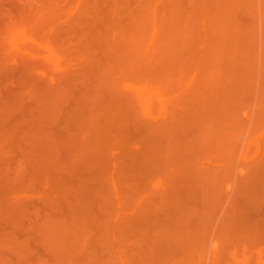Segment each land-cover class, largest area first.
Wrapping results in <instances>:
<instances>
[{"label": "rangeland", "instance_id": "rangeland-1", "mask_svg": "<svg viewBox=\"0 0 264 264\" xmlns=\"http://www.w3.org/2000/svg\"><path fill=\"white\" fill-rule=\"evenodd\" d=\"M150 1L155 2L148 3L145 0H0V264H113L112 261L114 264L117 261L116 264H127L128 262L141 264L138 259H135L137 258L135 256L142 245L139 240L142 233L137 234L138 230H131L137 223L134 224L131 221L132 226L126 223L121 225L119 233L110 229L112 225L110 224V215H113V210L117 211L114 208H117L118 204V200L114 196L119 194L120 198H123V200L121 199V209L126 212L125 214L130 215L135 213L137 209L135 202L138 201L140 195L145 194L144 198H158L159 195L156 194L158 189L147 187L150 184L148 183L150 175L158 174L157 176H159L160 174L165 177L164 172L170 173L167 177L169 181L164 178L163 185L159 184V189L169 188L172 191V189L178 188L174 187L176 179H174L171 170L175 169V166L177 168L176 164L181 158L176 159L177 156L175 158L174 154L171 157H174L173 161L169 159L171 162L168 161L167 165L165 164L162 168L160 159L156 158L158 161L155 157H158L157 154L164 150L163 145L167 139L163 141L164 135L162 137L151 136L148 127L151 123L162 126L164 123H168L170 116L171 120L175 116L177 118V114L181 115L185 109H190L195 113L198 108L197 104L188 105L187 102H190L192 95L198 93L197 90L200 88L202 90L207 86V78L211 77L209 73L214 71V64L211 62L210 65L206 60L212 49L213 51H224L226 66L223 68L226 71L223 69L224 76L222 77L226 82L221 81L224 88L230 86L225 94L228 96L221 94L219 102L226 105L219 104L220 108L217 105L218 108H215L229 112L223 118L228 117L230 113L233 114V118L231 115L229 117L234 119L236 126L233 124L232 129L230 128L234 142H230L231 147L229 146L232 149V152L229 151L230 159L226 157L225 153V156L222 155L223 153L221 156L228 160L225 158L222 160L220 153H217L219 156H214L215 152H212L214 155L211 157L210 152L211 160L208 159L209 157L203 156L199 165L201 173L208 171L216 174L218 172L221 176L220 180L223 179V181H219L220 176L217 177L215 174L213 176L217 178L212 176L215 191H219V189L223 191L222 193L220 190L221 195L218 191L216 192L218 193V198H216L218 207L220 208V204L222 206L224 203L223 209L221 207L214 214L213 220H220L221 216L226 213V208L232 205L233 200H236L235 204L239 206L237 209H240L238 212H241L245 218L244 221L243 218H240L237 227L235 225L234 229L230 228L228 230L230 233L227 232L226 235L220 233L218 225L214 226L215 228L206 229L208 235L205 233L206 230L201 231L200 226H198L200 229L198 227L194 229V226L189 225L188 227L191 226L194 230L184 232V229L188 230L189 228L182 225L179 234H182L183 236L180 235L182 237L186 236L189 241L187 243L189 251L191 253L194 250L198 252L202 248L203 253L205 252V256L197 255L193 258L195 260L198 258V261H194L195 263H192L193 259H190L191 261L184 259L182 264L185 262L187 264H264V113H257L260 110L259 105H261L260 94L264 90V47L262 46V44L264 45L262 41L264 17L261 16L264 14V0H239L240 3L238 0H221L228 11L230 7L232 8L230 11L232 13H229L235 16L232 18L233 21L231 20L232 24L235 23V26L239 27L238 31L237 27L235 28L233 25V27L227 28L226 36H221L217 27H213V25L219 26L218 23L216 25L211 23L217 19L214 16L219 10L217 8L220 0L218 2L217 0H205V2L204 0H199V2L198 0ZM234 3L237 7L232 5ZM112 8L116 10H112ZM202 8L204 9L201 11ZM119 10L120 14H117ZM150 11L153 14L151 16ZM112 13L117 14L116 17ZM256 17L257 19H255ZM201 19H203L202 22ZM137 21L144 25L142 26L144 30L146 27L145 34L142 33L146 37L141 47L138 44L140 47L138 50H141L138 51V55H142L136 56V58L133 57L131 48L126 46L127 43L118 42L117 45L114 40L115 32L121 30V27L124 28L121 33L129 34L135 25L139 26ZM132 22L134 23L132 24ZM145 22L147 23L145 24ZM215 29L218 34L215 33ZM185 32L188 36L185 35ZM235 33L238 35L236 38L234 37ZM246 33L247 35H245ZM215 34L222 37L219 41L220 45L217 41L220 37L217 39ZM142 35L140 36L142 37ZM223 37L227 38L226 42L223 41L224 43L222 42ZM146 38L150 41H145ZM111 43L114 45L111 46ZM233 43L235 45L239 43L240 46L236 47L238 45L235 46ZM206 44L207 46L210 44V47H213V44L217 46L212 49H204L203 47L207 48L204 46ZM227 47L229 50L226 49ZM230 47H233V50ZM197 51H200V54ZM123 52H126V57ZM230 52L232 56H229ZM205 53L208 54L205 55ZM255 55L256 57H254ZM209 65L213 67H208ZM232 67L233 70H231ZM227 74L228 78L225 77ZM232 77L234 80L236 79L235 82ZM234 84L237 86L234 87ZM194 88H197L196 91ZM134 94L139 97L137 96V98ZM230 94H232L231 97ZM144 98L146 100L142 101ZM137 100L142 104L147 100L148 102L144 104L143 108ZM85 104L88 106L87 108ZM113 112L116 115L120 113L118 115L120 119ZM234 116L236 117L234 118ZM195 117L200 118H198L199 120L195 119L198 121V126H203V116L200 117V114H196ZM90 120H92V124L96 122L93 127L98 125L95 126L96 130H100L97 135L96 132L94 133L96 130L92 129L91 132L89 129ZM113 121L117 122V124L115 122L117 128L115 134L110 133L114 129L111 127L114 125V123L111 124ZM137 121H140L141 124L139 125ZM87 122H90L88 126L85 125ZM143 122L149 124L148 130L142 124ZM79 127H81V131ZM109 127H111L110 131ZM183 132L178 136L176 134V138L172 139L177 145L175 146L172 141L171 146L172 148L174 146V153L178 150V146L187 144V141L193 139H190L194 133L193 129V133L189 130L190 134L188 131ZM113 135H116L117 143L114 142L115 140L112 141ZM77 141L78 145L84 146L79 148L80 152L75 147ZM107 143H111L112 149H114H111L112 151L108 154L107 166L104 165L107 168L98 165L95 166L97 168L95 169L86 165L85 162L89 164L87 159L91 161L92 153H89V150L93 151L96 147L104 148ZM140 143L142 147V143L152 145L151 150H153L155 160L150 167L147 164L149 168L147 166H145L147 168L144 166L140 167L141 169L138 168L143 170V174L139 173L140 176L136 177L139 174H132L135 170L133 161H141L138 157L142 152L140 150H143ZM87 150L90 158L85 153ZM227 150L230 149H225L226 152ZM82 153L84 156L87 154L84 157L87 160H84L85 162L82 161ZM73 155L75 158L78 157L76 159L78 163L73 160ZM80 156L81 158H79ZM78 159L84 162V165L81 162L80 165ZM193 159L195 158L193 157ZM73 165L79 166V168L75 167L77 169H74ZM91 167L95 170L90 171ZM107 170H114L113 184H111L109 176L106 175ZM102 177L110 182L109 185L113 189L114 196L112 189L110 191L107 189L108 185L104 186L107 183L104 184ZM172 178L175 185L169 184ZM179 178L177 181H181ZM246 180L250 184L249 182L246 184ZM192 182L184 184L183 187L181 186L182 188L179 186L180 183L178 184L182 191L184 187H187L188 190L185 192V189L184 193L180 190L183 196L180 197L179 194L178 199L180 198L179 201L184 202L183 208L187 209L191 203L188 209L192 210L193 208V210L201 212L202 203L205 204V200L202 198L205 189L201 187L203 191H199L202 184L197 183L195 188L197 191L193 188L194 191H192L190 185L195 187L196 184L193 183L196 181ZM66 184L71 186L72 189H69L71 193H68L67 186L70 187ZM134 188H141L140 191L144 189V193L140 194L138 191L137 194V189ZM151 191H155L154 194L157 196H154ZM177 191L179 192V190ZM108 192H111L110 197L113 196V199L108 197L112 202L103 199ZM184 195L190 198L188 199L190 202ZM219 197L223 198L226 203ZM104 200L111 203V206L108 204L110 208L107 209L108 205ZM212 204L210 203L208 207L217 210L218 208H214L216 204L215 206ZM104 207L105 210H103ZM245 212L247 213L243 214ZM195 230L198 231H196L197 235ZM203 233L205 237L208 236L207 240L205 237L202 238L204 235L201 234ZM220 234L221 236H219ZM137 236H139L138 239ZM143 236L142 234L141 238L144 239L145 236ZM188 236L190 240H188ZM137 240L140 241V244L138 242L140 246L137 245ZM194 240L198 243V247L195 242V245H192ZM205 241H207L206 244H204ZM145 243L142 246H145ZM147 245L150 247L148 241ZM191 245L199 249H194ZM160 253L161 256L164 254L168 256V252H164L163 255L162 252ZM171 256L173 255L164 256L169 262L172 260L170 264L182 261V258L178 256H174L177 260ZM158 257V259L161 258V261L155 258L158 264L159 261L165 260L163 257ZM201 257L203 258L201 259ZM77 258L79 259L77 260ZM126 258L127 260H125ZM132 258L135 259V262L132 261ZM168 261L164 263L166 264ZM144 264L147 263L144 261Z\"/></svg>", "mask_w": 264, "mask_h": 264}, {"label": "bare ground", "instance_id": "bare-ground-1", "mask_svg": "<svg viewBox=\"0 0 264 264\" xmlns=\"http://www.w3.org/2000/svg\"><path fill=\"white\" fill-rule=\"evenodd\" d=\"M145 1H148V3H152V2H155V1H150V0H145ZM157 1V0H156ZM219 0H217V2H218ZM224 1V0H223ZM223 1H221L220 0V2H221V4H220V2H218V8L217 9H219V10H217L216 11V8H215V11H216V16H214V15H212V16H214L215 18H217L218 19V21H217V19H215L216 20V22H215V20H214V18H213V20H214V22H211L212 21V19L210 20V22L212 23V25L213 24H215L216 25V23H218V25L219 26H214L213 25V27H217V30H219V32H220V34H221V36H226L225 34L226 33H228V32H226L227 30V28L229 29L230 28V26H232L233 24H232V18H234L235 16H233V15H231V14H229V13H232V12H230L231 10H232V8L230 7L231 5L230 4H228V5H230V6H228V7H230V10L228 11L227 9V7L224 5V4H222V2ZM237 1V0H236ZM239 1V0H238ZM164 2H167V0H164ZM164 2H162V3H164ZM198 2H199V0H198ZM202 2V1H201ZM204 2H205V0H204ZM216 1H214V3H215ZM239 3H240V1H239ZM160 5H161V3H159ZM203 4V3H202ZM216 4V3H215ZM220 4V5H219ZM159 5V6H160ZM163 5V4H162ZM166 5H169V4H167L166 3ZM209 5V4H208ZM234 7H237V6H235V3L234 4H232ZM164 6V5H163ZM200 6H201V4H200ZM207 6V5H206ZM217 6V5H216ZM168 7V6H167ZM199 7V6H198ZM263 7V6H262ZM115 8H117V7H115ZM115 8H112V10L113 9H115ZM204 8H202L201 9V11L203 10ZM263 9H264V7H263ZM262 9V10H263ZM116 10V9H115ZM117 10H118V8H117ZM234 10H235V8H234ZM219 11V12H218ZM118 12V11H117ZM157 12V11H156ZM217 12H218V14H217ZM204 13H205V11H204ZM263 13H264V11H263ZM113 14V13H112ZM117 14H120V10H119V13H117ZM116 14V15H117ZM149 14V13H148ZM151 11H150V16H151ZM156 14V13H155ZM202 14V13H201ZM262 14V13H261ZM116 15H114L113 14V16H115L116 17ZM153 15V14H152ZM204 15V14H203ZM202 15V16H203ZM230 15V16H229ZM255 15V14H254ZM253 15V16H254ZM140 16V15H139ZM142 16V15H141ZM140 16V17H141ZM149 16V15H148ZM150 16H149V18H150ZM261 16H263L264 17V14L263 15H261ZM114 17V18H115ZM144 17V16H143ZM231 17V18H230ZM255 17V16H254ZM258 17V16H257ZM257 17L255 18V19H257ZM205 18V16L203 17V19ZM207 18V17H206ZM262 18V17H261ZM112 19V18H111ZM116 19V18H115ZM135 19V18H134ZM145 19V18H144ZM147 19H148V17H147ZM203 19H201V22H202V20ZM254 19V20H255ZM263 19V18H262ZM133 20V19H132ZM140 20V19H139ZM207 21H208V19H206ZM232 20V21H231ZM146 21V20H145ZM205 21V20H204ZM231 21V22H230ZM257 21V20H256ZM119 22H120V20H119ZM148 22V21H147ZM147 22H145V24L147 23ZM155 22V21H154ZM209 22V21H208ZM254 22V21H253ZM111 23V22H110ZM134 22H132V24H133ZM137 23H138V21H137ZM255 23H257V22H255ZM114 24V23H113ZM117 24V23H116ZM120 24V23H119ZM139 24V26H136L135 25V28H132L133 30V32L132 31H130L129 29V31L131 32V33H124V32H122L121 33V30L122 29H124V28H122L121 27V30L119 29V31H117V32H115V40H114V43H120V42H125V43H127L126 44V46L127 47H130L131 48V51H132V55H134L133 57H138V56H141L142 54H139L138 55V51H141V50H138L141 46H142V44H143V42H144V38L146 37H144V35H142V33L143 34H145V30H146V27H145V30L143 29V27L142 26H144V25H142L141 23H138ZM141 24V25H140ZM206 25H207V23H205ZM238 24V23H237ZM236 24V25H237ZM254 24V23H253ZM121 25V24H120ZM123 25V24H122ZM155 25H156V23H155ZM233 26H235V23H234V25ZM232 26V27H233ZM150 27V26H149ZM206 27V26H205ZM237 27V28H236ZM235 28H236V30L238 31V29H239V27L238 26H235ZM127 29V28H126ZM224 29H225V31H224ZM254 30V29H253ZM256 30V29H255ZM144 31V32H143ZM215 31H216V29H215ZM231 31V30H230ZM224 32V33H223ZM233 32V31H232ZM231 32V33H232ZM244 32V31H243ZM253 32V31H252ZM255 32V31H254ZM114 33V32H113ZM215 33H217L218 34V31H216ZM237 33V32H236ZM236 33H235V35H236ZM245 33V32H244ZM257 33V32H256ZM264 33V32H263ZM127 34H128V36H127ZM137 34V35H136ZM217 34H215V35H217ZM238 34V33H237ZM242 34V33H241ZM249 34V33H248ZM251 34H253V33H251ZM140 35H142V37L140 36ZM185 35L186 36H188L187 34H186V32H185ZM229 35H230V33H229ZM232 35V34H231ZM234 35V34H233ZM232 35V36H233ZM245 35H247V33L245 34ZM238 35H236V36H234L235 38L237 37ZM239 36H240V33H239ZM242 37H243V35H241ZM252 36H254V35H252ZM192 37V36H191ZM198 37V36H197ZM216 37V36H215ZM218 37H220V36H218L217 35V39H218ZM227 37H228V34H227ZM230 37V36H229ZM247 37V36H246ZM140 38V39H139ZM142 38V39H141ZM189 38V37H188ZM199 38V37H198ZM222 37H220L219 38V40H217L218 42L219 41H221L220 39H221ZM224 38V37H223ZM252 38V37H251ZM263 38H264V35H263ZM263 38H262V41H263V43H264V40H263ZM137 39V40H136ZM147 39V38H146ZM187 39V38H186ZM186 39H185V41H186ZM190 39V38H189ZM227 40V38L225 37L224 38V40H222V42L223 41H225L226 42V40ZM229 39V38H228ZM239 39V38H238ZM241 39V38H240ZM253 39V38H252ZM142 41V42H140V41ZM233 40V39H232ZM236 40V39H235ZM145 41H150V40H145ZM156 41V40H155ZM192 41H194V40H192ZM204 41H205V39H204ZM216 41V42H217ZM110 42V41H109ZM209 42V41H208ZM253 42H255L254 40H253ZM114 43H113V45H114ZM141 43V44H140ZM147 43V42H146ZM149 43V42H148ZM190 43H192L191 42V40H190ZM209 43H211V41L209 42ZM214 44H215V42H213ZM224 43V42H223ZM236 43V42H235ZM235 43H233V45H235ZM140 45V47H139V45ZM155 44V43H154ZM213 44V47H210L209 45L210 44H208V46H207V44L206 45H204V46H207V48H205V47H203L204 49H212V48H216V47H214V46H217V45H214ZM230 44V43H229ZM254 44V43H253ZM262 44V43H261ZM112 45V43H111V46H113ZM118 45V44H117ZM131 45V46H130ZM193 45V44H192ZM219 45H220V42H219ZM222 45V44H221ZM226 45V44H225ZM236 45H238V46H236ZM235 46L236 47H239L240 45H239V43H237ZM110 46V47H111ZM126 46H122L123 48L124 47H126ZM138 46V47H137ZM189 46V45H188ZM262 46L264 47V45L262 44ZM121 47V46H120ZM187 47V46H186ZM122 48V49H123ZM135 48H137V49H135ZM187 48H189V47H187ZM186 48V49H187ZM199 48V47H198ZM220 48V47H219ZM126 49V48H125ZM192 49V48H191ZM203 49V50H204ZM223 49H224V47H223ZM227 50H229V48L227 47L226 48ZM230 49L231 50H233V47L231 48L230 47ZM234 49H235V47H234ZM239 49H241V48H239ZM253 49V48H252ZM188 50V49H187ZM197 50V49H196ZM203 50H202V52H203ZM235 50H237V49H235ZM114 51V50H113ZM125 51V50H124ZM131 51H128V52H131ZM137 53H136V52ZM193 51V50H192ZM206 51V50H205ZM241 51V50H240ZM264 51V50H263ZM116 52V51H115ZM119 52V51H118ZM198 52V54H200L199 52L200 51H197ZM206 52H208V51H206ZM209 52H210V50H209ZM228 52V51H227ZM124 53V52H123ZM126 53V52H125ZM124 53V55H125V57H126V54ZM143 53V52H142ZM204 53V52H203ZM229 53V52H228ZM233 53V52H232ZM238 53V52H237ZM112 54H116V53H112ZM128 54V53H127ZM206 54H208V53H205V55ZM230 54H231V52H230ZM197 55V54H196ZM235 55V54H234ZM236 55H239V54H236ZM240 55H241V53H240ZM246 55H247V53H246ZM118 56V55H117ZM120 56V55H119ZM121 56H123L122 54H121ZM144 56V55H143ZM229 56H232V54L231 55H229ZM228 56V57H229ZM243 56H244V53H243ZM248 56V55H247ZM249 56H250V54H249ZM128 57H129V54H128ZM136 57V58H137ZM147 57V56H146ZM227 57V58H228ZM235 57H237L238 58V56H235ZM254 57H256V55L254 56ZM118 58V57H117ZM122 58V57H121ZM143 58V57H142ZM232 58V57H231ZM230 58V59H231ZM233 58H234V56H233ZM232 58V60L234 61V59ZM241 58V57H240ZM244 58H245V56H244ZM244 58H243V60H244ZM120 59V58H119ZM139 59H141V58H139ZM138 59V60H139ZM199 59V58H198ZM256 59V58H255ZM123 60H124V58H123ZM122 60V61H123ZM128 60H129V58H128ZM127 60V61H128ZM201 60H203V59H201ZM205 60V59H204ZM207 62L209 61V63H210V65L213 63L214 64V67L213 66H208V67H213L214 69V71L213 72H211V73H209V74H211L210 76L211 77H209V78H207V81H206V83H207V86H205L204 87V89H202L201 90V88L199 89V90H197L198 91V93H196V94H194V95H192L191 96V99H190V102L188 103L187 102V104L188 105H196L197 104V109H196V111H195V113L194 112H191V110L190 109H185V110H181L180 112H181V115H180V113L179 114H177L178 115V117L177 118H179V119H177L176 118V116H175V118H176V120H175V118H173L172 120H171V116H170V120L168 121V123L166 124V123H164V125H162V126H157V124H155L154 125V123H151L150 125L147 123V124H145L144 122L142 123L143 125H145V128H147V126L149 125V132H150V135L151 136H153V137H155V136H159V137H162L163 135V137H162V139H163V141H164V139H167V140H165V143H164V145H163V147H164V150L163 151H161V153H159V154H157V155H159L158 157H155V159L156 158H159L160 159V162H161V164H162V168H163V166L166 164V163H168V161H170L171 162V160L175 157L176 158V156H177V158L176 159H178V158H181V160H178V164H176L177 163V161H176V165H177V168H176V166H175V169H172L171 170V172H172V175H174V179H176V185L174 184V179L172 178L171 179V181H170V185L171 184H174L175 186L174 187H178L177 189H172V191H170L169 190V188L168 189H165V188H160L159 189V184H161V185H163L162 184V182H163V180H165L164 178H166L167 179V177L169 176L168 174H170V173H168L167 174V172L165 173L164 172V175H165V177L164 176H162V175H160L159 174V176H157V175H153V176H151L150 175V178H149V180H148V183H150L147 187H150V188H154V189H158V193H156L157 195H159L158 196V198L157 199H155V198H144L143 197V195H145V194H142L141 192H143L144 191V189H142V191H140L141 190V188H143V187H141V188H139V189H137V188H134V189H137V194H138V191H139V193L140 194H142V195H140V197H141V199H139L140 197H138V201H136L135 203H137L136 204V207H137V209H136V211H135V213H132V214H130V215H127V214H125L126 212L124 211V210H122L121 208H122V201H121V199L123 200V198H120V195L119 194H115V196H114V194H113V189L110 187V182H112L111 184H113V182H114V180H115V178H114V170L113 171H110V170H107V172H106V175H108L109 176V178H110V182L109 181H107V179L106 178H103V181H104V184L105 183H107L106 185H104V186H107V187H109V188H107V189H112V195L115 197V198H117V200H118V204H117V208H114V209H117V211L116 210H113V215H110V224H112L111 226H110V229L111 230H113V231H118L117 233H119L120 231H119V228H120V230H121V225H123V224H127V225H133V223L131 222V221H133L134 222V224H136V225H134L133 226V228H131V230H138V231H136L137 232V234L139 233V232H141L144 236V239L143 238H141L142 237V234L140 235V237L139 236H137V239H138V237H139V240L142 242V245H143V243L144 242H146L144 245L145 246H142L141 245V248H139V251H137L136 252V255L137 256H135V254H134V256L135 257H137V258H135L134 256V258L135 259H138L139 260V262L141 263V264H144V261L148 264V262L150 261V263L149 264H152L151 262H153V263H156V264H158L156 261H157V259L159 258L158 256H160V257H163V258H165V257H169V254L170 255H173V256H171V257H173V258H175L176 256H178V257H180V258H182V261H179V263L177 262L176 263V261H175V263L174 264H182V262H184L186 259L187 260H190V259H193V258H195V256H201V255H203V256H205V252L203 253V249L201 248L199 251L202 253H200L199 251L198 252H196V250H194V252H196V253H191V251H189V246L187 245V243H189V241H187V238H186V236L185 237H182L183 235L182 234H179V230H180V228H181V226L182 225H184V226H187V228H189L188 230H185L184 228V232L185 231H188L189 232V230L191 231V229H193V228H191V226H194V229H196L195 227H198V226H200V228H201V231L202 230H206V229H210V228H215L214 226H216V225H218L219 226V231H220V233L221 234H225L226 235V233L227 232H229L228 230H230V228L231 229H234V226L236 225V227H237V225L239 224V219L240 218H243V215H241V212L239 213L238 212V210H240V209H237V207H239V206H237L236 204H235V202H236V200H233V203H232V205H230L229 206V208H226L227 210H225V214L223 215V216H221V219L220 220H216V221H214L213 220V216H214V214L215 213H217L218 211H219V209L223 206L224 207V203H223V205L221 206V204H220V208L218 207V205H217V203H218V200L216 199V198H218V193H216L218 190L217 189H219V188H217L216 190L217 191H215V186H214V184H213V180H212V176L215 174L214 172H208V171H204V172H202L201 173V171L202 170H200V163H201V160H202V157L204 156V157H209L208 159L209 160H211V158H210V156H209V153L211 152V154H212V152L214 153L215 152V155L214 154H212L211 155V157H213V155L214 156H219L217 153H220V157L222 158V156H221V154L222 155H224L225 156V154H226V157H228L229 156V154L231 155V153H229V151L230 152H232L231 150V145H230V142L231 143H234L233 142V140H232V138H233V136L230 134V128L232 127V125L234 124H236V123H234V119H230V117H229V115H231V113L228 115V117H224L223 118V116L226 114H228L227 112H225V111H227V110H223V109H217L218 107L220 108V106H218L219 104H222V103H219L220 101H221V94H223V95H225V94H227V89H229V87H227V86H225V88H224V85H223V83H222V81H225L226 82V80H224L223 78L224 77H222V76H224V74H223V69L226 71V69L225 68H223V67H225L226 65V63H225V60H224V51H219V50H214L213 51V49L211 50V52L209 53V56H207ZM229 60V59H228ZM243 60H242V62H243ZM245 60H246V58H245ZM247 60H249V59H247ZM254 60V59H253ZM126 61V62H127ZM130 61V60H129ZM140 61V60H139ZM138 61V62H139ZM231 61V60H230ZM249 61H251V60H249ZM125 62V63H126ZM212 62V63H211ZM193 64V63H192ZM200 64V63H199ZM207 64V63H206ZM231 64V63H230ZM232 64H235V63H232ZM227 65H228V63H227ZM238 65H240L241 66V64H238ZM238 65H236V66H238ZM233 66V65H232ZM162 67V66H161ZM207 67V68H208ZM195 68V67H194ZM205 68V67H204ZM229 68H230V66H229ZM234 68H236V67H234ZM239 68V67H238ZM237 68V69H238ZM212 70V69H211ZM231 70H233V67H232V69ZM235 70V69H234ZM229 71V70H228ZM237 71V70H236ZM233 72V71H232ZM107 73V72H106ZM105 73V74H106ZM228 73H230V72H228ZM234 73V72H233ZM236 73V72H235ZM105 74H103V75H105ZM130 74V73H129ZM207 74V73H206ZM225 74H226V72H225ZM237 74V73H236ZM107 76V75H106ZM228 76V74L227 75H225V77H227ZM230 76H232V75H230ZM229 76V77H230ZM238 76V75H237ZM207 77V76H206ZM228 78V77H227ZM106 79V78H105ZM222 80V81H221ZM232 80H234L233 79V77H232ZM236 80V79H235ZM235 80L233 81V82H235ZM224 82V83H225ZM197 83V82H196ZM225 84H227V83H225ZM231 84V83H230ZM239 85V84H238ZM196 86V85H195ZM198 86V85H197ZM200 86V85H199ZM235 86H237V84L235 85L234 84V87ZM241 86V85H240ZM105 87V86H104ZM242 87H243V85H242ZM195 89V88H194ZM197 89V88H196ZM196 89H195V91H196ZM245 89V88H244ZM230 91V90H229ZM194 92V91H193ZM136 97L138 96V95H136V94H134ZM185 95H186V93H185ZM231 95L232 94H230V97H231ZM225 96H228V95H225ZM224 96V97H225ZM238 96V95H237ZM139 97V96H138ZM137 97V98H138ZM233 97V96H232ZM239 97V96H238ZM235 98V97H234ZM233 98V99H234ZM237 98V97H236ZM241 98V97H240ZM223 99V98H222ZM230 99V98H229ZM143 100H146V98H144V99H142V101ZM192 100V101H191ZM226 100V99H225ZM237 100V99H236ZM230 101V100H229ZM228 101V102H229ZM241 101H243V100H241ZM137 102H139V103H141L139 100H137ZM145 102V101H144ZM143 102V103H144ZM148 102V100L145 102V103H147ZM259 102H260V104L261 105H259L260 106V110L259 111H257V113L258 112H260V113H264V90L261 92V94H260V99H259ZM106 103V102H105ZM109 103V102H108ZM144 103V104H145ZM224 103V102H223ZM227 103V102H226ZM144 104H142L141 103V106L144 108ZM230 104V103H229ZM228 104V105H229ZM231 104H232V102H231ZM235 104V103H234ZM234 104H233V106H234ZM243 104V103H242ZM259 104V103H258ZM84 105V104H83ZM86 105V104H85ZM113 105V104H112ZM218 107H217V106ZM222 105H226V104H222ZM105 106V105H104ZM107 106H108V104H107ZM145 106H147V105H145ZM152 106H153V104H152ZM231 106V105H230ZM258 106V105H257ZM88 106L86 105V108H87ZM215 107H217V108H215ZM224 107V106H223ZM226 107V106H225ZM114 108V107H113ZM238 108V107H237ZM89 109V108H88ZM106 109V108H105ZM225 109V108H224ZM227 109V108H226ZM258 109H259V107H258ZM85 110V109H84ZM90 110V109H89ZM220 110V111H219ZM230 110H231V108H230ZM236 110V109H235ZM239 110V109H238ZM10 111H12V110H10ZM90 111H92V110H90ZM89 111V112H90ZM105 111V110H104ZM5 112V111H4ZM232 112V111H231ZM235 112V111H234ZM234 112H232V113H234ZM108 113H110V112H108ZM114 113V112H113ZM194 113V114H193ZM236 113V112H235ZM234 113V114H235ZM260 113H259V115H260ZM90 114V113H89ZM106 114V113H105ZM115 114V113H114ZM196 114H200V117H202V118H204L202 121H203V126H198V121L197 120H199L198 118H194V116L196 115ZM201 114H202V116H201ZM238 114V113H237ZM236 114V115H237ZM107 115H109V114H107ZM116 115V114H115ZM118 115H120V113L119 114H117L116 116L117 117H119ZM148 115V114H147ZM152 115V114H151ZM194 115V116H193ZM233 115V114H232ZM231 115V117L233 118V116ZM111 116V115H110ZM83 117V116H82ZM169 117V116H168ZM236 116H234V118H235ZM238 117V116H237ZM106 118V117H105ZM114 118V117H113ZM194 118V119H193ZM225 118H227V120H224ZM6 119H7V117H6ZM91 119V118H90ZM108 119V118H107ZM119 119H120V117H119ZM140 119V118H139ZM151 119V118H150ZM189 119V120H188ZM195 119H197V120H195ZM80 120V119H79ZM83 120H84V117H83ZM92 120H94L93 118H92ZM92 120H90V122H91V124H92ZM96 120V119H95ZM106 120V119H105ZM105 120H104V122H105ZM113 120H115V119H113ZM141 120V119H140ZM191 120V121H190ZM109 121V120H108ZM195 121V122H194ZM224 121V122H223ZM226 121H227V123H226ZM230 121V122H229ZM82 121H80V123H81ZM90 122H87V124L85 123V125H89L88 123H90ZM98 122V121H97ZM107 122V121H106ZM116 122V121H115ZM115 122L113 121L112 123L111 122H109V123H111V124H113L114 123V125H112L111 127H114V129L113 130H111V134H115V133H117V132H115L116 130H117V128H116V125H115ZM139 122V123H138ZM142 122V121H141ZM149 122V121H148ZM161 122V121H160ZM194 124H193V123ZM79 123V122H78ZM94 123H96V122H94ZM93 123V124H94ZM137 123L140 125L141 123H140V121H137ZM195 123H197V124H195ZM91 124H90V131L92 132L93 130H96V127L95 126H98V125H95L94 127H93V124H92V126H91ZM116 124H117V122H116ZM153 124V125H152ZM81 125H83L82 123H81ZM104 125V124H103ZM108 125V124H107ZM159 125V124H158ZM161 125V124H160ZM105 126V125H104ZM110 126V125H109ZM137 126V125H136ZM153 126V127H152ZM236 126V125H235ZM234 126V127H235ZM111 127H109V131H110V129H111ZM138 127V126H137ZM136 127V128H137ZM80 128V131H81V127H79ZM78 128V129H79ZM87 128V127H86ZM139 128V127H138ZM148 128H147V130H148ZM190 128V129H189ZM82 129H83V127H82ZM93 129V130H92ZM116 129V130H115ZM191 130V132H192V129H193V134H192V136H191V138L190 139H192L191 141H187L188 143L187 144H184V145H182L181 144V146L179 147H177V151H176V153H174L173 152V148H174V146H173V148H172V146H171V144H172V139H174V137L176 138V134H177V136H178V134L179 133H182L183 131L184 132H189V130ZM232 129V128H231ZM99 130V129H98ZM98 130H96V131H94V133L96 132V135H97V133L100 131H98ZM136 130V129H135ZM160 130H163V131H160ZM180 130V131H179ZM88 131V130H87ZM114 131V132H113ZM178 131H179V133H178ZM89 132V131H88ZM183 132V133H184ZM84 133V132H83ZM160 133H162V134H159ZM81 134V133H80ZM86 134H88L87 132H86ZM92 134V133H91ZM187 134V133H186ZM188 134H190V132L188 133ZM28 135V134H27ZM30 136H31V134H29ZM175 135V136H174ZM181 135V134H180ZM184 135V134H183ZM80 136V135H79ZM114 137H113V139H112V141L113 140H115L116 138H115V136L116 135H113ZM83 137V136H82ZM93 137V136H92ZM159 137H156V138H159ZM166 137V138H165ZM111 138V137H110ZM87 139V138H86ZM89 139H91V138H89ZM161 139V138H160ZM250 139V138H249ZM142 140V139H141ZM251 140V139H250ZM6 141V140H5ZM112 141H111V143H112ZM153 141V140H152ZM249 141V140H248ZM247 141V142H248ZM78 142V141H77ZM88 142V141H87ZM115 143H117L116 142V140L114 141ZM141 142H143V140L141 141ZM174 142V141H173ZM111 143H107V145H105L106 147H104V148H101V149H99L98 147H96L93 151L91 150H89V153H92L91 154V161H92V163H90L91 161H89L90 159H87L88 160V162H89V164L87 163V162H85L84 160H86L84 157L88 154V150L85 152V151H82V152H85V153H87V154H85V156H84V153H82L83 154V160L82 161H84L85 163H86V165H88V166H92V167H94L95 168V166L97 167L98 165H105L106 164V166H107V161H108V154H109V152L110 151H112V150H114V149H112L113 147H112V145H111ZM139 143V142H138ZM145 143V142H144ZM144 143H142L143 144V147L141 146V143L139 144L140 146H141V149H143V150H140V151H142L141 152V155H139L138 157H139V160H141V161H133L134 162V164H135V170H133V172H132V174L133 173H136V174H143V170H139V169H141L140 167H145V166H147V164L149 165V167H150V165H151V163L153 162V160H155L154 158H153V155H154V153H153V150H151V146H149V144L147 143V144H144ZM175 143V142H174ZM75 144H77L75 147L78 149V151L80 152L81 150V147H82V145H78L79 144V142L78 143H75ZM74 144V145H75ZM86 144V143H85ZM154 144V143H153ZM263 144H264V142H263ZM145 145V146H144ZM150 148H149V147ZM175 146H177L176 145V143H175ZM230 146V147H229ZM84 147V146H83ZM82 147V148H83ZM162 147V148H163ZM80 148V149H79ZM87 148V147H86ZM180 148V149H179ZM230 149V150H227V152L225 151V149ZM92 149H93V147H92ZM112 149V150H111ZM36 150V149H35ZM156 150H157V148H156ZM159 151V150H158ZM157 151V152H158ZM165 151V152H164ZM199 151V152H198ZM36 152V151H35ZM155 152V151H154ZM198 153V154H197ZM225 153V154H224ZM75 154V153H74ZM175 154V156L173 157V158H171L173 155ZM197 154V155H196ZM201 155V156H198V155ZM72 155V154H71ZM156 155V156H157ZM178 155H179V157H178ZM81 156L79 157V158H81ZM155 156V155H154ZM197 156V157H196ZM223 156V158H222V160L225 158ZM34 157V156H33ZM88 157H89V154H88ZM87 157V158H88ZM89 157V158H90ZM193 157L195 158V159H193ZM200 157V158H199ZM73 160L76 162L77 160V158H75V156L73 155ZM198 158V159H197ZM229 159H230V157H228ZM135 159H138V158H135ZM169 159H171V160H169ZM175 159V160H176ZM205 159V158H204ZM203 159V160H204ZM207 159V160H208ZM217 159H219L218 157H217ZM226 159V158H225ZM70 160H72V159H70ZM79 160V159H78ZM86 160V161H87ZM156 160H158V159H156ZM215 160V159H214ZM214 160H212L213 162H214ZM226 160H228V159H226ZM73 161V162H74ZM159 161V160H158ZM173 161V160H172ZM217 161V160H216ZM225 161V160H224ZM32 162V161H31ZM80 162H81V160H79V164H80ZM84 162H81V163H83L82 165H84ZM99 164H98V163ZM218 162V161H217ZM221 162V161H220ZM77 163H78V161H77ZM77 163H75V165H78ZM173 163V164H174ZM97 164V165H96ZM217 164V163H216ZM81 165V164H80ZM167 165V164H166ZM169 165V164H168ZM170 165H171V163H170ZM169 165V166H170ZM64 167V166H63ZM73 167H74V169H77V168H75V167H78L79 168V166H74L73 165ZM91 167V168H92ZM148 167V166H147ZM147 167H145V168H147ZM148 167V168H149ZM172 167V166H171ZM94 168H92V169H90V171H92ZM101 168L102 169H104V168H107V167H105L104 166V168L101 166ZM139 168V169H138ZM161 168V169H162ZM221 168V167H220ZM219 168V169H220ZM63 169V168H62ZM95 169H97V168H95ZM94 169V170H95ZM101 170V169H100ZM100 170L98 171V172H100ZM139 170V171H138ZM148 170V169H147ZM215 170V169H214ZM88 171V170H87ZM86 171V172H87ZM140 171H142V172H140ZM138 172V173H137ZM216 172V171H215ZM88 173H89V171H88ZM148 173V172H147ZM262 173V172H261ZM135 174V175H136ZM140 174L139 175H136V177L137 176H140ZM176 174V175H175ZM218 172L215 174L217 177H219L220 175V173L218 174ZM263 174V173H262ZM87 175H89V174H87ZM223 175V174H222ZM107 176V177H108ZM162 176V177H161ZM181 180V181H177L178 180V178ZM225 176V175H224ZM263 176V175H262ZM144 177H145V175H144ZM158 177H160V178H158ZM214 178H217V177H215V176H213ZM253 177H254V174H253ZM95 178V177H94ZM220 178H221V176L219 177V181H223V179L222 180H220ZM101 179V178H100ZM255 179V178H254ZM85 180V179H84ZM134 180H135V177H134ZM224 180H226V179H224ZM94 181H95V179H94ZM103 181H101V182H103ZM142 181V180H141ZM167 181H169V178L167 179ZM184 181V182H183ZM195 182V183H193V182ZM247 182H246V184L249 182L248 180H246ZM251 181H253V180H251ZM255 181V180H254ZM258 181V180H257ZM259 181H260V179H259ZM96 182H98V181H96ZM143 182H144V180H143ZM142 182V183H143ZM190 182H192L193 184H196L195 185V187H194V185H190V186H192L191 187V189L193 188L195 191H197L195 188H196V186H197V183L199 184H202L201 186H200V190L199 191H203L202 190V188L201 187H204L203 189H205V193L203 194V197L202 198H204V200L202 199V201H204L205 202V204L204 203H202L203 204V209H202V211L201 212H198L197 210H193V208H192V210H190V208L188 209V206L191 204H189L188 205V203H187V209L186 208H183L182 207V204L184 203V202H181V201H179L180 200V198L178 199V196H180L182 193H180V190H181V188L184 186V184H188V183H190ZM215 182V181H214ZM226 182V181H225ZM181 185H180V184ZM182 183H183V185H182ZM216 183V182H215ZM253 183V182H252ZM251 183V185H253ZM255 183V182H254ZM259 183V182H258ZM71 184V183H70ZM83 184V183H82ZM82 184H79L80 186H82ZM97 184V183H96ZM100 184V183H99ZM178 184H179V186L181 187V188H179V186H178ZM199 184V185H200ZM225 184V183H224ZM249 184H250V182H249ZM67 185H69V184H66V186ZM75 185V184H74ZM143 185V184H142ZM198 185V186H199ZM79 186V187H80ZM169 186V185H168ZM167 186V187H168ZM264 186V185H263ZM69 187L70 188H68V186H67V189L69 190V189H72L71 188V186L69 185ZM72 187H74V186H72ZM78 187V188H79ZM166 187V186H165ZM166 187V188H167ZM241 187H243L242 185H241ZM262 187V186H261ZM66 187L64 186V189H65ZM102 188V187H101ZM172 188V187H171ZM187 187H184V189H183V191L181 190V192H183L184 193V190L186 189ZM221 188V187H220ZM247 188V187H246ZM248 188H249V186H248ZM103 189V188H102ZM192 189V191H194ZM242 189V188H241ZM250 189H252V188H250ZM260 189V188H259ZM105 190V189H104ZM149 190V189H148ZM150 190H152V189H150ZM169 190V191H168ZM177 190H179V192L177 191ZM215 192H214V191ZM220 190L221 189H219V194H220ZM247 190V189H246ZM261 190V189H260ZM65 191V190H64ZM71 190H69L68 191V193H71L70 192ZM73 191V190H72ZM111 191V190H110ZM215 193V195H214V193ZM249 191V190H248ZM247 191V192H248ZM53 192H54V190H53ZM56 192V191H55ZM65 192H67V191H65ZM134 192V191H133ZM185 192H188V190L186 189V191ZM221 192L223 193V191L221 190ZM51 193V195H52V192H50ZM111 193V192H110ZM109 192L107 193V196H105V198H103V199H105V200H107L108 199V202H109V200L110 199H113L112 197L113 196H111L110 197V194ZM144 193V192H143ZM151 193H155V191L154 192H152L151 191ZM168 193V194H167ZM213 193V194H212ZM136 194V193H135ZM180 194V195H179ZM186 194H188V193H186ZM101 195V194H100ZM139 195H137V196H139ZM157 195H155L154 194V196H157ZM189 195V194H188ZM187 195V196H188ZM205 195V196H204ZM213 195V196H212ZM221 195V194H220ZM244 195H246V194H244ZM244 195H242V196H244ZM102 196V195H101ZM100 196V197H101ZM153 196V195H152ZM151 196V197H152ZM153 196V197H154ZM183 195H181L180 197H182ZM186 195H184V197H185ZM110 199H109V198ZM145 197H146V195H145ZM222 197V196H221ZM226 197V196H225ZM224 197V198H225ZM240 197V196H239ZM185 198H187V200L188 199H190L189 197H185ZM185 198H183V199H185ZM220 198V197H219ZM227 198V197H226ZM97 199H98V197H97ZM100 199V198H99ZM103 199H102V202H103ZM182 199V198H181ZM223 200V198H220V200ZM104 200V202H106V205H110L111 203H108L107 201H105ZM150 200V201H149ZM228 200V199H227ZM189 202H190V200H188ZM188 201H186V202H188ZM214 201V202H213ZM224 201V200H223ZM242 201V200H241ZM246 201V200H245ZM249 201V200H248ZM110 202H112L111 200H110ZM115 202V201H114ZM113 202V203H114ZM186 202H185V204H186ZM221 202V201H220ZM225 202V201H224ZM210 203H213L214 204V206H215V204H216V207H214V208H218L217 210L216 209H210L208 206H210L209 204ZM226 203V202H225ZM212 204V205H213ZM108 205V207H107V209L108 208H110V206ZM184 205V204H183ZM104 206H105V203H104ZM191 206V205H190ZM189 206V207H190ZM106 207V206H105ZM105 207H104V209L103 210H105ZM186 207V206H185ZM223 207L221 208V209H223ZM251 207V206H250ZM252 208V207H251ZM255 208V207H254ZM106 209V210H107ZM214 210V211H213ZM216 210V211H215ZM253 210V209H252ZM109 211V210H108ZM115 211V212H114ZM112 212V211H111ZM104 213H105V215H107L106 214V212L104 211ZM247 212H245V213H243V214H246ZM253 213V212H252ZM6 214H7V212H6ZM240 216H242V217H240ZM245 218V217H244ZM244 218H243V221H244ZM195 223V224H193V223ZM193 224V225H192ZM189 225H191L190 227H188ZM243 225H244V223H243ZM242 225V226H243ZM247 225V224H246ZM239 226H241V225H239ZM56 227V226H55ZM183 227V226H182ZM199 228V227H198ZM199 228V229H200ZM246 229H247V227H245ZM47 229V228H46ZM55 229V228H54ZM62 229V228H61ZM60 229V230H61ZM140 229V230H139ZM193 229V230H194ZM48 231H49V229H47ZM63 230V229H62ZM59 231V230H58ZM64 231V230H63ZM196 231L197 230H195V234H196ZM47 232V231H46ZM61 232V231H60ZM192 232H194V231H192ZM198 232V231H197ZM204 232V231H203ZM207 230H206V234H207ZM201 233V232H200ZM230 233V232H229ZM185 234V233H184ZM186 234H187V232H186ZM190 234H191V232H190ZM193 234V233H192ZM221 234L219 235V236H221ZM180 235H182V236H180ZM189 235V234H188ZM197 235V234H196ZM202 236L204 235V233L203 234H201ZM208 235V234H207ZM51 237H52V235H51ZM189 237V236H188ZM204 237H205V235L202 237L203 239H204ZM208 237V236H207ZM207 237H205L206 238V240H207ZM58 238H60V237H58ZM57 238V239H58ZM63 238V237H62ZM192 238V237H191ZM57 239H55V241H58ZM65 239V238H64ZM146 239V240H145ZM198 239H199V237H198ZM202 239V240H203ZM48 240H49V238H48ZM188 240H190V237H189V239ZM200 240V239H199ZM52 241V240H51ZM140 241H138L137 240V245H139L140 244ZM147 241L150 243V247L147 245ZM67 242V241H66ZM138 242H139V244H138ZM184 242V243H183ZM194 242H195V240L192 242V245H197V247H198V243H196L195 242V244H194ZM202 242V244H203V241H201ZM206 242L207 241H205V243L204 244H206ZM199 244H201V243H199ZM54 245V244H53ZM62 245V244H61ZM187 245V246H186ZM191 245V246H192ZM140 246V245H139ZM138 246V247H139ZM146 246H148L147 248H146ZM142 247H144L143 248V250H142ZM193 248H194V246H192ZM197 247H195L197 250L199 249V248H197ZM202 247V246H201ZM79 248V247H78ZM191 248V247H190ZM194 248V249H195ZM206 249V248H205ZM205 249H204V251H205ZM191 250V249H190ZM207 250V249H206ZM74 252V251H73ZM73 252H72V254H73ZM78 252H79V250H78ZM160 252H162V255H163V253L164 252H168V256H167V254H164L163 256H161L160 254ZM75 254H77V253H75ZM159 254V255H158ZM90 255H91V253H90ZM121 255L123 256V254L121 253ZM78 256V255H77ZM115 256V255H114ZM121 256V257H122ZM125 256V255H124ZM127 256V255H126ZM165 256V257H164ZM175 256V257H174ZM116 257H117V255H116ZM115 257V258H116ZM177 257V258H178ZM114 258V257H113ZM125 258V257H124ZM155 258H157L156 259V261H155ZM172 258V259H173ZM197 258V257H196ZM203 257H201V259H202ZM79 258H77V260H78ZM133 259V258H132ZM135 259H133L132 261H134ZM167 258H165V260L163 259V263L162 262H160L161 261V258L160 259H158V260H160L159 261V264L161 263V264H165L164 262L165 261H168V260H166ZM176 259V258H175ZM185 259V260H184ZM198 259V258H197ZM195 260V259H193L192 260V263L194 262V261H198V260ZM82 260V259H81ZM90 260V259H89ZM88 260V261H89ZM124 260V259H123ZM125 260H127V258L125 259ZM124 260V262H126ZM137 260V261H138ZM155 262H154V261ZM177 260V259H176ZM179 260V259H178ZM87 261V262H88ZM114 261H117V259L115 260L114 259ZM130 261V260H129ZM136 261V262H137ZM191 261V260H190ZM75 262H78V261H75ZM86 262V263H87ZM128 262V261H127ZM135 262V261H134ZM138 262V263H139ZM143 262V263H142ZM171 262H172V260H171ZM171 262H169L168 261V263H166V264H170ZM205 262V261H204ZM112 263L114 264V262L112 261ZM116 263H118V261L117 262H115V264ZM129 263V262H128ZM127 263V264H128ZM132 263V262H131ZM131 263H129V264H131ZM186 264H187V262H185ZM184 263V264H185ZM195 263V262H194ZM203 263V262H202ZM88 264V263H87ZM134 264V263H133ZM173 264V263H172ZM191 264V263H190ZM206 264V263H205Z\"/></svg>", "mask_w": 264, "mask_h": 264}]
</instances>
